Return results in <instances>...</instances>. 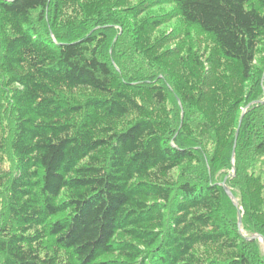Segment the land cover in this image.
Masks as SVG:
<instances>
[{
	"label": "trees",
	"instance_id": "1",
	"mask_svg": "<svg viewBox=\"0 0 264 264\" xmlns=\"http://www.w3.org/2000/svg\"><path fill=\"white\" fill-rule=\"evenodd\" d=\"M112 6L0 0V264H264V0ZM174 17L191 91L140 49Z\"/></svg>",
	"mask_w": 264,
	"mask_h": 264
},
{
	"label": "rangeland",
	"instance_id": "2",
	"mask_svg": "<svg viewBox=\"0 0 264 264\" xmlns=\"http://www.w3.org/2000/svg\"><path fill=\"white\" fill-rule=\"evenodd\" d=\"M117 0H108V8L110 9L111 5L114 12L118 13L119 15H126L129 19L130 16V7H133V4L136 3L137 0H132L130 4H126L125 6H117L114 2ZM139 2V1H138ZM107 9V8H106ZM173 6H164L162 8H157L154 10H150L142 14L139 19L133 20L132 18V25L133 27L141 25L143 20L148 17L147 19H153L155 15H159L156 13L160 11V13L171 11ZM111 10V9H110ZM154 15V16H152ZM181 29L179 34L178 30ZM188 31L182 21L174 17L170 21L166 22L159 28H152L146 27L144 30V34L142 35V43L140 49L143 50V55L148 58L147 63L156 66L161 72H163L159 78H163V80L172 79L175 81L176 79H180L182 84H186V82L192 81L193 85H199L200 75H203L202 69L198 70L199 76L196 77L192 76L190 72V67H187L181 59L178 58L179 54L172 55V54H165L169 53L172 49L177 47L180 48V55L181 56H188L189 54V47H195L194 50L198 52H205L208 55L212 52L213 49V40L208 35H200L194 29L191 30V34H187ZM170 37L168 42L160 44V41H164L165 38ZM159 43V44H157ZM257 60V66L261 69H264V55L260 52ZM181 62V63H180ZM244 86H246L244 84ZM190 88L191 85L187 83L185 86ZM198 87V86H197ZM196 87V88H197ZM196 88L194 91H196ZM189 91H184L189 92ZM242 107V106H241ZM240 107V108H241ZM244 109V108H243ZM241 108V110H243ZM246 109H244L245 112Z\"/></svg>",
	"mask_w": 264,
	"mask_h": 264
},
{
	"label": "water",
	"instance_id": "3",
	"mask_svg": "<svg viewBox=\"0 0 264 264\" xmlns=\"http://www.w3.org/2000/svg\"><path fill=\"white\" fill-rule=\"evenodd\" d=\"M222 185L224 186V188H225V190L227 191V193L231 196V198L234 199V196H233V194H232L230 188H229L228 185L226 184V181L222 182ZM241 225H242V220L240 219V221H239V227H240V228H241ZM253 237H260V238L263 240V242H264V237H263L262 235H260V234H256V235L253 236Z\"/></svg>",
	"mask_w": 264,
	"mask_h": 264
}]
</instances>
